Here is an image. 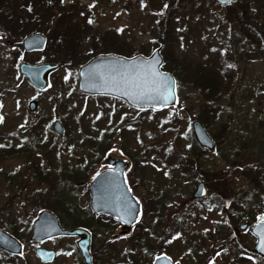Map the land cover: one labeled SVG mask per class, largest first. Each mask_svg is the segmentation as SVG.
<instances>
[{"label":"rangeland","instance_id":"374dc122","mask_svg":"<svg viewBox=\"0 0 264 264\" xmlns=\"http://www.w3.org/2000/svg\"><path fill=\"white\" fill-rule=\"evenodd\" d=\"M29 1L33 2L4 0L0 12H10L16 3L30 6ZM55 3L50 4L48 14L39 16L38 23L23 30L0 24V112L3 115L0 145L17 146L26 141L29 144L24 156H0V229L17 236L22 245L21 253L10 258L0 252V264H42L34 255L37 247L55 252V258L48 264H80L75 239L57 237L43 242L30 241L31 223L37 213L52 209L47 205L48 185L35 181L34 167L29 166L33 162L40 172L47 169L51 178L46 181L53 180L58 184L65 178V174L60 175L64 168L80 165V175L73 179L74 190L67 193L62 187L58 191H63L57 196L66 200L65 209L74 207V213L82 214L87 204V184L94 172L101 169L97 163L101 158H91L90 155L86 158L87 145L69 153L65 144L78 146V139L88 135L95 146L100 133L110 139L111 147L106 155L124 158L123 146L133 154V161L124 160L128 162V179L135 184V197L141 209L144 208V216L140 214L139 220L151 224L148 236L160 235V238H149L148 249L136 251L133 256L135 264H150L151 254L161 247H164L165 254L182 264H264L251 251L254 238L248 228L239 229L240 223L251 224L252 217L259 215V200L264 194V175L254 184L250 175L243 172L244 168L254 165L260 166L264 173V162L257 157L264 153V133H258L262 125L264 127V39L259 38L257 31L264 30V0H233L224 6L215 0H64V3ZM70 5L75 9L71 13L68 12ZM243 5L247 6L253 24L247 27L251 38L239 31ZM19 7L20 4L17 9ZM17 16L24 17L23 14ZM165 18L171 40L164 36V43L159 44L162 39L160 23ZM89 19L92 23L88 22ZM66 28L69 34H64ZM76 28L86 39L82 46L75 49L73 45L67 52L66 45L70 41L66 37L76 38L79 33ZM36 31L47 38L46 49L23 57L20 41L24 35ZM101 38H105L104 43L114 42V46L132 54L141 50L148 54L161 45L162 69L168 71L171 67L175 74H179L181 89L176 105L159 113H139L112 99L82 96L75 88L76 68L90 57L91 49H99ZM257 42L261 44L260 50L256 49ZM44 59L55 61L60 67L51 73L50 87L37 94L22 80L17 65L21 60L33 63ZM179 60L189 63L191 68L201 63L217 70L225 61L233 65L228 92L215 103L221 121L227 125L225 145L240 136L249 142L247 146H238L239 143L234 146L231 159L219 158L214 149L197 148L196 154L187 152L191 142V121H205L206 116L214 112L211 106L215 104L187 83L180 69L176 70ZM35 99L36 107L31 111L28 104ZM54 119L61 121L62 135L52 132ZM162 121H168L169 126H162ZM214 126L209 128L211 137L216 133ZM166 147L180 155L183 161H190H187L185 174H180L172 162L163 161ZM235 148L238 149L235 151ZM195 159L198 162L196 168ZM83 163L85 168H81ZM168 171H171L170 175L166 174ZM13 172L20 182L18 186L6 181ZM200 180L204 181L208 193L198 202L193 199L192 192ZM242 193L249 196L243 212H240L242 220L229 216L225 221L224 200L235 201ZM154 207L161 219L155 225V219L148 213ZM58 214L60 219L66 220L64 212L58 211ZM60 224L65 223L60 220ZM100 224L104 225L103 222ZM216 226L221 229L218 235L214 231ZM110 227L111 224L109 228L100 227L92 240L93 264H110L115 252H124V248L130 245L134 228L113 240V236H119L120 229ZM207 234L211 237L204 238ZM200 243L205 251L193 259V252L197 254L201 249ZM126 256L124 254L121 259L126 264H134L130 257L126 260Z\"/></svg>","mask_w":264,"mask_h":264},{"label":"trees","instance_id":"16d2710c","mask_svg":"<svg viewBox=\"0 0 264 264\" xmlns=\"http://www.w3.org/2000/svg\"><path fill=\"white\" fill-rule=\"evenodd\" d=\"M4 0H0V6L3 7L2 3ZM33 2H35L36 4H34L33 2L29 1V5L27 6L26 4L23 3H16L15 7L9 12L6 10H1L0 12V24L3 26H6L9 29H12V25L16 26L15 29L21 28V30L25 29V27H27L28 25L34 24V23H38L39 22V16L41 15H46L48 14L47 11L49 9V6L51 7V3L53 4L54 1L57 2L55 3V5H58V3H61L60 0H51V3H49V0H31ZM37 1V2H36ZM20 4L21 7H19L18 9H20V11L17 13L16 10L18 5ZM74 4V3H73ZM26 5V6H25ZM29 7H31V11H29ZM243 16L239 19V22L241 23L239 31L242 32L245 36L251 38L250 35V31L248 30L247 27L252 26L253 24L251 23V16L250 14H248V10H247V6L243 5ZM69 8V13L73 12L75 9L73 7H71V5L68 7ZM80 12V11H79ZM23 14L24 17L20 18V15ZM168 14V13H167ZM26 17V18H25ZM41 18V17H40ZM166 18L168 19V17L166 16ZM165 18V20H162L161 24V42L159 44H163L164 43V36L166 39H169V41L171 40V36L169 33V26L167 25V19ZM238 18V16H237ZM38 21V22H37ZM158 24V25H160ZM258 28V27H257ZM78 29V35H76L75 37H66L67 40H69V44L66 45V47H68V50L71 51L73 45L75 47V49H77L79 46H82L81 44L84 43L86 37H84L85 35L81 34V31H79ZM14 30V29H13ZM259 31V38L261 39V37H263L264 39V30H257ZM27 31H22V33H26ZM68 32V28H66V31L64 34H66ZM75 32H77V30H75ZM69 34V33H67ZM81 34V36H79ZM76 39V40H75ZM105 38H101L100 42L98 44H100V46H98V50L95 51L94 48L91 49V51H89L88 49H86V51H89V53L91 52L90 56L95 54L96 52H116L118 54H127V56L132 55V53L126 52L123 48H118L116 46H114V42H105L104 43ZM71 41L73 42V44L71 43ZM74 41L76 42L74 44ZM79 41H82L81 43H79ZM263 40H261L262 42ZM257 45V50L261 49V44L260 42L256 43ZM158 46V45H157ZM116 50V51H115ZM58 51V50H57ZM84 50L82 49V52ZM56 52V51H55ZM88 53V54H89ZM140 53L145 54V52L143 50L140 51ZM222 56L227 57L226 54H223ZM86 57V56H85ZM165 61H167L164 58ZM230 63L226 61L223 62V66L221 67V69H209L206 68L203 64L199 63L196 64L195 66H193L191 68V65L188 63H182V61L179 60V63L176 64V70L180 69L181 74H185V80L187 81V83H189L191 86H193L199 93L202 94V96L204 98H206L210 103H213L215 105L211 106V110L214 111L211 114H208V116H206V120L202 121L201 119H198L202 122V124L206 127V129L209 132V128L214 124V131H216V133L213 135L212 134V138L214 140V152L216 153V155L219 158H222L224 160H227V157H229L231 159L232 154H233V147L237 146V144L239 143L238 146H247V142H249V140L246 142V138L245 137H237L235 139L234 142H232L230 145H225V136L227 134V125L225 123H223L221 121L220 118V112L216 106L215 102H218L220 97H223L227 94L228 92V84H229V79L231 78L232 74L230 73V68L229 67ZM179 66V68H178ZM189 67V68H187ZM175 69H168V71H170L175 78L178 80V84H179V79H178V73L175 74ZM178 74V75H177ZM178 91H180L181 87L180 85H178ZM215 107V108H214ZM207 115V114H206ZM261 125V122H258ZM162 126H169V122L168 121H162L161 123ZM263 132L264 133V127L262 125V128L260 130H258V133L261 135ZM75 134V133H73ZM103 133H100V139L96 140V145L93 146V141H90L88 139V135H83L82 137H80L78 140V146H73V144H65L67 151L69 153H72L74 149H83L84 145H87L89 148V151H86V158L90 155V157H95V158H102L104 157L108 151H110V139H105V137L102 135ZM69 140L72 141V137L68 136ZM191 142H190V147L188 145V149L187 152L189 154H196L195 150L197 148H199V146L197 145V143L195 142V140L193 138H190ZM222 143L224 146H219V143ZM28 142L26 141L24 144H18L17 146H13L12 144H6V145H2V147H0V156H5V157H21L24 156L29 148H28ZM26 146V147H25ZM90 146V147H89ZM125 146H123V155L125 158L131 159L133 161V154L127 151V149L124 148ZM87 148V149H88ZM238 148H235V151ZM240 151V150H239ZM264 151V150H263ZM264 153L262 152L261 155L257 156L259 161L264 162V158L263 155ZM88 155V156H87ZM263 155V156H262ZM164 162H172V165L175 166L178 170V172L181 173H186L187 171V161L190 162L189 160L187 161H183V158L180 155H177L176 153H174V151L170 148V147H166L164 149ZM171 160V161H170ZM198 165V162L195 159V165L194 168H196ZM258 165H261L260 163H258ZM82 166V165H81ZM33 171H32V175L35 177V181H37L38 183H42V182H46V184L48 185V197L49 198V202L47 203V205L51 206L52 211H54L56 214H58V211H62L65 213V215L67 217H69V219L72 220L73 217L71 214V210H67L65 209L67 207V204L65 203L66 200L65 199H61L60 197L57 196V194L59 193V191H63V190H59L62 187L65 189V192L69 193V191L74 190L72 184L74 183L73 179H77L78 176L80 175L78 170H72L75 169L76 167H71V166H67L64 169V172L62 174L64 175V179L60 180V182H58V184H56V182H54L53 180H49L48 182L46 181V178L48 179V177L51 178V175L48 173V171L45 172H40L38 166H34L32 164ZM85 165H83L82 168H84ZM243 169V168H242ZM254 169H256V171H254ZM171 171H168L167 174L170 175ZM244 174L250 175V179L251 181L255 184L257 182H259V179L264 175V173H262V168L260 166H248L247 168L243 169ZM17 173V172H16ZM37 174V175H36ZM7 183H13V185L18 186L20 184L17 175H15V172L11 173L10 175H8V177L6 178ZM51 185V186H50ZM57 185L60 186V188H57ZM130 188L133 192V194H136L135 192V184L129 182ZM62 188V189H63ZM249 200V196L248 194H239V196H237V198L234 199L230 202L229 208L230 210H228L227 204L229 199H225L224 200V206L226 207V214L225 217L228 219L229 216L230 218H237L238 220H242V215L240 214V212H243L244 206L246 204V202ZM234 201V202H233ZM233 202V207L231 208V203ZM154 205V203H152ZM225 212V211H224ZM149 215H152L153 220L155 219V224H159L160 223V215L156 212V208L154 207L153 209H151L149 212ZM141 215L144 216V208L141 209ZM254 217H252L253 219ZM142 219H140L138 225L139 227H137L138 225L135 226L134 228V233L131 235V241H130V245H128L126 248H124V252L118 251L115 252V254H113V257L115 258V261L113 264H119L122 263L124 261V259H121L123 257L124 254L128 255L126 256L128 260V258L130 257V261L132 263H136L135 259L133 258V256L136 254V251L139 249H148V242H149V238L152 237H157L160 238V235H158L159 233H154L151 234L150 236H148L149 233V227L151 226V224H146L143 223L141 221ZM100 222V221H99ZM99 222H97L99 224ZM152 224V225H153ZM96 225V223H95ZM104 225L109 227L110 223H106L104 222ZM114 225V224H113ZM97 225L93 228V232L94 235L97 233L98 229H97ZM114 226L111 225L110 228H113ZM12 232H14L11 229ZM216 234L218 235L219 232L221 231L219 226L215 227ZM207 237H211L210 235H206L204 236V238ZM200 247L201 249L199 250V252L196 254L193 251V259H197L199 256L203 255L205 248L202 247V243H200ZM160 252H164V247H161L158 249L157 252H153V254H151V256H154ZM132 258V259H131Z\"/></svg>","mask_w":264,"mask_h":264},{"label":"water","instance_id":"95a60500","mask_svg":"<svg viewBox=\"0 0 264 264\" xmlns=\"http://www.w3.org/2000/svg\"><path fill=\"white\" fill-rule=\"evenodd\" d=\"M216 1H218L220 4H228L227 0ZM44 43V37L36 33L24 38L23 47L25 50H41L44 47ZM160 49L161 47L155 48L148 56L136 54L131 57H124L114 53H102L95 55L87 60L84 64L79 66L77 88L81 93L87 95H104L118 98L136 110H152L158 112L164 107L173 106L176 102L175 80L171 74L161 70L163 59L160 54ZM145 61L154 63L157 70L164 73L169 81L173 84L171 96L169 97L166 104L163 102L151 101L147 99L136 100L132 97L126 96L123 89L114 88L110 84L106 83L108 76L107 70L100 67L112 63H135L139 65ZM156 61H159V63H156ZM57 67L58 64H41L31 66L23 63L19 66V71L27 77L32 85L43 90L48 85V73ZM98 68L100 69V72L105 74L97 75L96 79H89V74ZM112 75H115V73H112ZM34 105L35 103L31 102L29 104V108L33 110ZM191 128L197 143L202 148H213V141L211 137L208 135L205 128L199 121H192ZM53 130L57 134H61L63 132L62 126L58 121L53 124ZM102 165L110 166L111 169H104L99 172V176L96 174L94 176L95 179H91L88 185L89 207L95 216L108 215L114 221L121 223V232L125 233L129 231L130 227L138 221L137 216L140 208V204L137 203V200L133 196L131 190L125 184L123 172L127 167V163L123 162L119 158L106 156ZM206 193V186L203 181H200L195 185L192 196L195 199H200L203 198ZM128 204H131L136 209V211L131 213L126 212L125 207ZM260 204L264 206V195L260 200ZM246 226L247 224H241L239 228L243 230L246 228ZM250 233L256 239L253 251L260 257L264 258V245H262V238H264L262 237V234H264V222L256 219L250 228ZM60 235H77L79 237L77 240V247L80 251V254L83 257L85 264H90L89 232L82 228H75L71 230L62 229L55 214L48 210H41L37 214L36 219L32 222L30 240L41 241ZM0 249L10 254H17L20 252L21 247L15 238L0 230ZM35 254L42 262H49L54 257V252L52 250H44L40 248L36 249ZM152 264L179 263L173 262L168 256L162 254L156 256L153 259Z\"/></svg>","mask_w":264,"mask_h":264},{"label":"snow or ice","instance_id":"6c2138e0","mask_svg":"<svg viewBox=\"0 0 264 264\" xmlns=\"http://www.w3.org/2000/svg\"><path fill=\"white\" fill-rule=\"evenodd\" d=\"M60 2L64 3V0H60ZM227 2L232 3V0H227ZM49 3H51V0H49ZM165 7H167V5H165ZM28 10L31 11V7H29ZM88 22L92 23V20L89 19ZM156 63H159V61H156ZM100 67L107 70L108 76L106 83L114 88L123 89L124 94L133 99H147L166 104L171 96L172 82L169 81L164 73L158 71L155 64L150 61H145L139 65L135 63H112ZM229 67H233V65H229ZM112 73H115V75H112ZM104 74L105 73L100 72L98 68L89 74V79H96L97 75ZM65 80H67V76ZM0 120H2V117H0ZM0 147H2V145H0ZM99 175L100 173H97V176ZM93 179H95V177H93ZM138 202L139 201H137V203ZM125 211L131 213L136 211V209L131 204H128L125 207ZM258 220L264 222V214H261ZM262 237H264V234H262ZM262 245H264V238H262Z\"/></svg>","mask_w":264,"mask_h":264},{"label":"flooded vegetation","instance_id":"af4514ba","mask_svg":"<svg viewBox=\"0 0 264 264\" xmlns=\"http://www.w3.org/2000/svg\"><path fill=\"white\" fill-rule=\"evenodd\" d=\"M22 40H23V37H22V39H21V41H20V46H21V50H22V56L24 57V56H26V55H28V54H34V53H40V52H27V51H24L23 50V48H22ZM21 62H26V63H31V64H40V63H48V62H53V61H49L48 59H44V60H38L37 62L35 61V62H28L27 60H21L19 63H21ZM18 63V64H19ZM22 76V75H21ZM22 80L23 81H25V82H27L23 77H22ZM33 89V88H32ZM35 91H36V93L37 94H41V93H43V91H38V90H36V89H34ZM31 101V100H30ZM34 101V103H35V107H36V99L35 100H33ZM0 109H2V105H1V108ZM2 124V123H1ZM1 126L2 125H0V128H1ZM101 161L102 160H99L97 163L100 165L101 164ZM98 167V166H97ZM101 167V166H100ZM101 169H102V167H101ZM101 169H97L95 172H94V174H96L98 171H100ZM84 212L82 213V214H78V213H74V211H72L71 212V214H72V216L73 217H70V218H72V220L71 219H69L68 217H65V219L66 220H64V219H61L65 224H63V226L61 225V227L63 228H65L66 226H70V228H74V227H82V228H85V229H87L89 232H90V235H91V237H92V231H93V228L97 225V222H99V221H106V222H110L109 221V219H107V218H105L104 216H99V217H95L91 212H90V210H89V208L88 207H85L84 209ZM63 218V217H62ZM67 220H68V222H67ZM95 223H96V225H95ZM99 227H102L101 225H98V227L97 228H99ZM116 227H118L119 229H120V225H116ZM119 238V237H121V235L119 234V236H113L112 237V239L114 240V239H116V238ZM69 238H71V239H75V241L77 240V237H69ZM91 244H92V242L90 243V249H91ZM75 249H76V251H77V258H78V260H79V263L80 264H83V260H82V258H81V256H80V254H79V251H78V249H77V247H76V242H75ZM94 263V261H92V264Z\"/></svg>","mask_w":264,"mask_h":264}]
</instances>
